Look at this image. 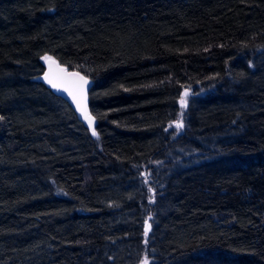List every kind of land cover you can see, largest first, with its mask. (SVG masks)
Segmentation results:
<instances>
[{"label":"trees","instance_id":"trees-1","mask_svg":"<svg viewBox=\"0 0 264 264\" xmlns=\"http://www.w3.org/2000/svg\"><path fill=\"white\" fill-rule=\"evenodd\" d=\"M145 258L264 264V0H0V264Z\"/></svg>","mask_w":264,"mask_h":264},{"label":"snow or ice","instance_id":"snow-or-ice-1","mask_svg":"<svg viewBox=\"0 0 264 264\" xmlns=\"http://www.w3.org/2000/svg\"><path fill=\"white\" fill-rule=\"evenodd\" d=\"M45 59H51L50 57H45ZM64 73L63 77L58 79H49L47 74L45 79L51 85L52 88L57 89L58 91H67L68 94L72 97L73 101L76 103L77 109L84 114V118L89 121V126L91 127L92 117L88 115L86 111V91L85 85L89 83L85 76H82L79 72H67L66 70H62ZM187 92H185L184 96L181 97L180 103L182 108L187 104ZM172 127V125H170ZM175 132L179 133L184 127L182 121L174 122ZM167 131V129L165 130ZM93 135H96L95 130L93 129ZM150 225L145 227L144 235L148 236ZM147 243V241H145ZM143 264H149L147 258L143 261Z\"/></svg>","mask_w":264,"mask_h":264},{"label":"water","instance_id":"water-1","mask_svg":"<svg viewBox=\"0 0 264 264\" xmlns=\"http://www.w3.org/2000/svg\"><path fill=\"white\" fill-rule=\"evenodd\" d=\"M50 58H51L50 60L46 59L45 62L43 63L44 64L43 72L37 76V80L42 82L44 85L48 86L54 92L55 95L61 97L66 102H68V104L72 107V109L76 113L78 119L87 128L94 129L95 120H94L93 115L91 114L90 106H89V91H90V88L92 85L91 80L89 78H87L85 75H83L81 72H79L77 70L69 69L68 67L60 64L55 58H52V57H50ZM62 70H66L69 73L79 72L82 76H85L87 78V80L89 81V83L87 85H85V91H86V96H87L86 111H87L88 115H90L92 117L91 127L89 126V121L84 118V114H82L81 111H79L77 109L76 103L73 101L72 97L68 94V92L67 91H58L57 89L52 88L51 85L45 79L46 74H47L49 79H58L60 77H63L64 73L62 72ZM185 92H187V91L186 90L183 91L182 95H184ZM150 217H151V215H150ZM147 225H150L149 222H147L146 226ZM150 230H151V225H150L148 232H150Z\"/></svg>","mask_w":264,"mask_h":264},{"label":"rangeland","instance_id":"rangeland-1","mask_svg":"<svg viewBox=\"0 0 264 264\" xmlns=\"http://www.w3.org/2000/svg\"><path fill=\"white\" fill-rule=\"evenodd\" d=\"M45 57H48V56H44V57L42 58V61H43V62H45V60H46Z\"/></svg>","mask_w":264,"mask_h":264}]
</instances>
